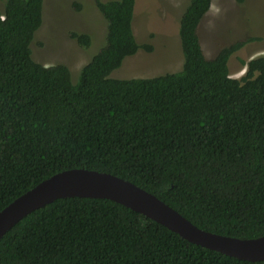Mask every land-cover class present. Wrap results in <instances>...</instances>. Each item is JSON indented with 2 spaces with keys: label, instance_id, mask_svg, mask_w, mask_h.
<instances>
[{
  "label": "trees",
  "instance_id": "1",
  "mask_svg": "<svg viewBox=\"0 0 264 264\" xmlns=\"http://www.w3.org/2000/svg\"><path fill=\"white\" fill-rule=\"evenodd\" d=\"M0 210L50 175L104 171L156 195L198 227L264 235V54L232 77L244 40L208 57L199 35L212 0H189L178 24L181 69L109 76L140 48L136 0H98L103 45L75 80L30 44L43 0H0ZM79 45L91 40L73 33ZM0 264H264L191 243L105 198L65 197L26 214L0 239Z\"/></svg>",
  "mask_w": 264,
  "mask_h": 264
},
{
  "label": "rangeland",
  "instance_id": "2",
  "mask_svg": "<svg viewBox=\"0 0 264 264\" xmlns=\"http://www.w3.org/2000/svg\"><path fill=\"white\" fill-rule=\"evenodd\" d=\"M97 1L43 0L42 22L30 44L32 58L45 65H67L75 80L81 67L105 41L106 21ZM188 1L136 0L133 33L139 44H150L151 49L140 48L126 56L109 76L142 78L181 69L178 24ZM73 33L89 35L90 44L79 45ZM199 35L208 57L226 45L244 40L228 59L230 75L240 77L245 69L243 63L264 54V0H212L200 23Z\"/></svg>",
  "mask_w": 264,
  "mask_h": 264
},
{
  "label": "water",
  "instance_id": "3",
  "mask_svg": "<svg viewBox=\"0 0 264 264\" xmlns=\"http://www.w3.org/2000/svg\"><path fill=\"white\" fill-rule=\"evenodd\" d=\"M105 198L149 218L179 237L239 259H264V235L238 238L202 229L156 195L114 174L87 168L58 171L26 190L0 210V239L31 211L65 197Z\"/></svg>",
  "mask_w": 264,
  "mask_h": 264
}]
</instances>
